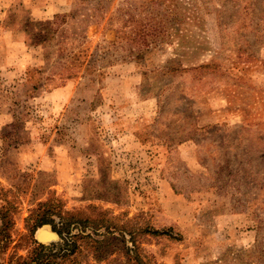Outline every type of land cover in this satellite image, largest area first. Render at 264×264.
<instances>
[{
	"label": "rangeland",
	"instance_id": "374dc122",
	"mask_svg": "<svg viewBox=\"0 0 264 264\" xmlns=\"http://www.w3.org/2000/svg\"><path fill=\"white\" fill-rule=\"evenodd\" d=\"M3 104L19 123L0 114L1 263L28 254L45 202L60 214L37 231L58 252L66 228L78 264H264V0H0Z\"/></svg>",
	"mask_w": 264,
	"mask_h": 264
},
{
	"label": "trees",
	"instance_id": "16d2710c",
	"mask_svg": "<svg viewBox=\"0 0 264 264\" xmlns=\"http://www.w3.org/2000/svg\"><path fill=\"white\" fill-rule=\"evenodd\" d=\"M44 30L47 32L49 31L48 35H38L41 36V39L38 42H34V44H41L46 43L50 41V39L53 38V32L48 27H45ZM38 36H33L38 38ZM84 44H78L75 46V48H64L63 46L60 48L59 51V57L66 56L72 62V64L76 65L77 63L76 59L78 55L83 51ZM85 48V47H84ZM84 65V61L80 62L78 64L79 67H82ZM78 72H74L73 74H69L63 82L62 85H58L57 87L64 86L69 80L76 78ZM53 77H47L43 78L39 81V89L47 88V84L52 81ZM28 82V80H27ZM37 90V88H34ZM12 93V92H11ZM9 94V93H8ZM9 105V104H8ZM7 105H2V110L0 112L1 115H5V119L12 120L10 124L13 126H18L19 123L18 115L15 113L14 109L11 110V108H7ZM15 106V104H14ZM3 189V188H0ZM14 203L13 201L8 200L6 204H2L0 208V219L2 221V226H0V253L4 255L7 253L10 245L13 243V233L11 232V228L14 226L13 222V216H14ZM53 214H60V212H56V208L52 207L50 208L48 206V203H39L36 208H33L30 212V216L27 219V230L28 234L26 235V238L30 242V251L26 256L20 255L19 252H17V249L21 246V243L19 242L15 247L14 251H12L8 256V264H55L51 260L55 261V259L60 258L65 261L66 264H78L77 259L72 258V254L75 252V244L69 243L65 240L63 237V231L66 230V228H61L60 230L58 228H54L57 230L62 237V240L65 242V248H59L58 252H55L56 246H45L40 244L37 240H35L34 235L38 228L42 227L45 224H54V220H52L51 216ZM73 221H80L81 223H84L83 220L80 219H71L70 222ZM95 225L99 224H105L106 227L110 225V221L106 218H99L98 220H93ZM63 229V230H62ZM126 231H128L131 235L134 233V231H130L129 229L125 228ZM149 230H146L148 232ZM151 234L155 236L159 235H167L170 236L171 232L170 230H162V231H152ZM24 238V237H22ZM21 238V239H22ZM47 261V262H46ZM0 264H3L0 262Z\"/></svg>",
	"mask_w": 264,
	"mask_h": 264
},
{
	"label": "crops",
	"instance_id": "0c3cea01",
	"mask_svg": "<svg viewBox=\"0 0 264 264\" xmlns=\"http://www.w3.org/2000/svg\"><path fill=\"white\" fill-rule=\"evenodd\" d=\"M127 69H129V71L134 72L133 67L129 66V68H127ZM68 87L69 86L63 87L60 89H56L52 93H50L52 96V99L54 101V104H55V106H57V108H60V107L64 108L65 107V109H66L68 107L67 105L69 104V101L71 98L70 95H67L68 94L67 91H69ZM82 126L84 128L82 134L77 133L75 136H77L80 141L83 140V142L84 141L90 142L91 141V138H90L91 134H89L88 130L86 131V129H88L90 125H89V123L87 124V123L83 122Z\"/></svg>",
	"mask_w": 264,
	"mask_h": 264
},
{
	"label": "water",
	"instance_id": "95a60500",
	"mask_svg": "<svg viewBox=\"0 0 264 264\" xmlns=\"http://www.w3.org/2000/svg\"><path fill=\"white\" fill-rule=\"evenodd\" d=\"M40 231H45V232H42L41 234H39ZM44 233L50 234V235H48V237H45ZM35 237H36V240L39 243L44 244V245L45 244H49V243H51V242H53V241H55V240H57L59 238L57 233L48 230V228H46V227H43L42 229H39L36 232Z\"/></svg>",
	"mask_w": 264,
	"mask_h": 264
},
{
	"label": "bare ground",
	"instance_id": "6f19581e",
	"mask_svg": "<svg viewBox=\"0 0 264 264\" xmlns=\"http://www.w3.org/2000/svg\"><path fill=\"white\" fill-rule=\"evenodd\" d=\"M42 232H45V231H40V233L39 234H41ZM45 234V237H48V235H50V234H46V233H44ZM53 236V235H52Z\"/></svg>",
	"mask_w": 264,
	"mask_h": 264
}]
</instances>
